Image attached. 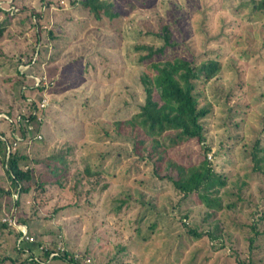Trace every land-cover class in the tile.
<instances>
[{
    "label": "rangeland",
    "instance_id": "rangeland-1",
    "mask_svg": "<svg viewBox=\"0 0 264 264\" xmlns=\"http://www.w3.org/2000/svg\"><path fill=\"white\" fill-rule=\"evenodd\" d=\"M15 1L20 6L39 4V0ZM55 1L57 4L51 3L49 13L52 26L48 25L44 29L52 27L56 38L42 46L40 56L43 61L54 60L42 66L45 72L42 81L48 90H45L40 106L63 112L66 118L70 117V125H76L75 120L84 117L79 106L87 101L85 107L92 117L82 119L87 130L78 140L80 150L76 154L73 149L67 153L70 144L56 142V136L51 143H44L48 145L46 149L49 154L53 148L56 153L67 155L69 169L75 164L73 159L78 160L77 166L85 157L91 163L98 162L99 157L94 153L103 154L100 162L103 163L102 168L110 172L112 185L86 202L81 197L79 204L74 203L76 199L70 198L66 189L53 184L41 193L35 187L24 193L21 198L24 213H35V220L44 233L43 240L51 243L49 238L56 235L59 248L67 249L68 253H77L79 257L82 255L85 257L84 264H243L248 259L254 264H264V235H259L255 241L261 246L250 251L248 225L252 217L249 218L244 212L253 213L255 210L258 217L264 211V174H251L244 189L246 200L237 203L236 209L216 212L224 227L221 240L190 234L188 227L212 229L213 224L209 225V221L205 220L206 209L192 201L186 203L169 182L152 177L151 162L134 154L128 140L118 138L115 141H101V127H109L114 117L125 115L123 106L130 104L135 108V103L141 100L138 80L144 66L131 62L128 64L125 56L124 46L128 43L131 47L137 40H133L136 34L131 29V23L128 25L121 20L123 34L111 29L108 31L105 26H99L92 20L77 23L85 18V13L76 6V0ZM114 1L116 9H120L124 17L131 18L140 28L153 29L163 9L171 1L178 0ZM186 1L187 9L174 15L172 26L188 30L192 25L190 37L176 48L167 50V54L190 57L191 54L204 55V51L208 50L219 55L221 69L205 86L204 101L212 106L210 112L201 119L205 144L208 146L206 159L217 170L227 174L236 170L248 171L249 157L243 145L249 147L257 138L264 145V12L253 10L251 17L256 20L251 21L247 17L251 10L245 4L246 0ZM3 2L9 4L10 0H0V6H3ZM235 7L242 11L232 14ZM5 10L10 12L16 8L10 6L5 7ZM183 12L185 17H182ZM69 13L75 15L73 20L77 22L69 19ZM188 13L191 15L190 23L187 21ZM24 15V11L18 12L13 21L20 20ZM5 17L7 15L0 10V22ZM9 30V27H4L0 36V48L3 51L0 55V77L14 72L15 57H12V53L18 54L20 51L15 49L28 48L27 42H32L31 27L22 34ZM76 34L78 42L74 39ZM78 43L79 49L72 50L71 47ZM98 52L101 54L98 55L107 58L102 68L97 66L100 58L94 55ZM89 56L96 67L85 74L81 65ZM17 67L22 71L27 65L17 63ZM40 80V76L35 77V84ZM62 80H66L65 84ZM26 100L30 101L31 97ZM46 113L40 119L45 121L48 129L55 131L60 125H65L64 122H54L56 116L53 110H46ZM40 135L39 132L33 137L41 143L45 140H40ZM46 149L44 153H47ZM197 151V146L192 142L176 148L177 155L190 154L192 161L198 155ZM70 176L71 171L68 173ZM122 195L127 197L128 202L122 204L119 212L106 214L108 207L113 206L112 196L118 198ZM0 202V223L6 225H0L1 256L5 251L7 253L6 248L4 250V238L13 237L8 229L15 233L17 230L3 221L7 215L4 214L8 212L1 197ZM184 214L187 216L183 217ZM16 218H20L19 213ZM148 223H151L150 227ZM51 230L54 231L53 235L49 234ZM28 233L31 235L33 232ZM21 248V259L31 254L26 244L23 243ZM46 264L71 263L55 257L48 259Z\"/></svg>",
    "mask_w": 264,
    "mask_h": 264
},
{
    "label": "trees",
    "instance_id": "trees-1",
    "mask_svg": "<svg viewBox=\"0 0 264 264\" xmlns=\"http://www.w3.org/2000/svg\"><path fill=\"white\" fill-rule=\"evenodd\" d=\"M51 3L57 4L55 0H39L38 6H20L15 0H10L9 4L3 2V6H0V10L7 15L0 22V36L4 27H9V31L14 30L19 34L27 33L30 27L32 29L30 30L32 42H27L28 48L17 47L15 50L20 49L18 54L12 53V57H15L14 72L0 77V197L8 212L4 215L16 217L19 213L20 218L17 221L26 225L28 232L34 233H30L33 237L32 241L21 242L22 247L24 243L31 251V254L21 259L20 254L23 249L20 244H17L19 232L17 230L15 233L8 229V233L12 232L13 237L12 239L4 238V250L6 248L7 253L5 251L0 256V264L5 262L46 264L48 259L55 257L71 264H79L78 261L84 264L85 257L82 255L79 257L77 253H68L67 249L59 248L57 245L59 240H56V235L54 237V231H49V234L53 235L49 238L51 243L43 240L44 233L40 231L41 227L35 220V213L26 215L24 213L22 195L33 187L41 193L47 189L48 185L53 184L60 189H66L65 192L70 198L76 199L74 203L79 204V201H82L79 200L81 197L86 202L112 185L109 178L110 172L105 171L102 168L103 163L100 162L103 154L94 153L96 157H99L98 162L91 163L89 158L85 157L77 166L75 164L78 160L73 159L75 164L69 169L65 153H56L53 148H51L52 153L47 152L48 145L44 142L51 143L56 138V142L63 141L70 144L66 149L67 153L73 149V153L76 154L80 150L78 140L86 134L87 130L83 120L92 117L88 113L89 109L85 107L87 101L79 106L84 117L80 119L78 117L75 120L76 125H70V117L66 118L63 112H56L53 107L40 106V100L45 90H48L42 81V75L45 73L42 66L54 60L51 58V60L43 61L40 58L42 46L56 38L52 27L44 29L48 25L52 26L49 15ZM74 3L85 13V18L77 22L73 20L75 15L69 13L68 17L72 22L92 20L99 26H105L108 31L111 29L120 34L124 33V29L121 30V20L123 19L128 25L131 23V29L136 34L133 40H137L131 47L128 43L127 47L124 46L125 56L128 64L131 62L144 66V71L140 72L138 80L141 100L135 103V108L130 104L123 106L125 115L114 117L109 127H101L103 131L101 141L105 139L115 141L118 138L128 140L132 144L134 154L151 162L152 177L169 182L173 190L185 199L186 203L192 201L206 209L205 220L209 221L207 224H213L212 229L197 230L188 227L189 233L194 237L206 235L213 237L214 240H221L224 227L216 212L234 210L237 208V203L246 200L244 189L248 185L251 174H264V145L259 138L255 139L249 147L243 145L249 157L248 171L236 170L232 174H227L217 170L206 159L205 152L208 146L205 144V132L201 119L210 112L212 106L204 101L205 86L219 73L221 62L219 55L208 50L204 51V55L191 54L190 57L167 54V50L176 48L190 37L192 25L188 30L172 26V21L175 20L174 15L187 9V1H171L168 7L163 9L161 18L153 29L140 28L131 18L124 17L121 10L116 9L114 0H76ZM245 4L251 10L247 15L251 21L256 20L251 17L253 10L264 12V0H246ZM10 6H14L16 10L6 11L5 7ZM20 11H24L25 15L14 22V15ZM241 11L239 7H235L232 14L236 15ZM182 15L185 17V12ZM186 16L190 23L191 15L188 13ZM77 34L74 35L76 42L79 40ZM79 46L78 43L71 48L79 49ZM118 47L121 50V46ZM187 49L190 48L187 46ZM2 53L0 48V55ZM95 54L98 56L96 58H100L97 66L102 68L107 58L100 56V52ZM17 63L22 66L27 65L26 69L19 70ZM82 65L81 68L85 74L89 70L94 71V66L96 67L90 56ZM36 67L37 70H35ZM38 76L41 80L35 84V77ZM65 82L66 80H62L63 84ZM27 97H31V100L27 101ZM49 109L50 112L53 110V115L56 116L54 122L65 123L57 127L55 131L48 129L45 121L40 119ZM39 132L40 140L42 138L45 140L41 143L35 141L38 139L33 137ZM190 142L196 145L198 150L194 161L190 154H176L177 147ZM45 149L47 153H44ZM69 171H71L70 177H68ZM14 193H17L16 197H13ZM127 200V197L123 195L118 198L112 196L113 206L108 207L106 214L119 212L122 204L128 202ZM240 207L239 210L242 209V206ZM244 212L249 218L252 217L248 225L251 234L248 237V247L252 251L261 246L255 241L259 235H264V227L261 228L262 224L264 225V211H261L258 217L255 215V210L253 213L252 211ZM186 216L187 214L183 215V217ZM0 225L6 226L4 223ZM147 225L150 227L151 223ZM53 251H57L58 254L50 256ZM243 264H254V261L248 259Z\"/></svg>",
    "mask_w": 264,
    "mask_h": 264
},
{
    "label": "built area",
    "instance_id": "built-area-1",
    "mask_svg": "<svg viewBox=\"0 0 264 264\" xmlns=\"http://www.w3.org/2000/svg\"><path fill=\"white\" fill-rule=\"evenodd\" d=\"M3 221L6 222L9 225H12L16 230H18L19 235H18V238H17V244H20V246H21V242L22 241L24 242L26 240H28V241H32L33 240V237L31 235H29V233H28V231L26 229L27 228L26 225H24V224L23 225H19L18 221H17V218L15 216H13V215L12 216H6V217H4ZM26 251H28V250H26ZM56 254H58V252L57 251H53V252L50 253V256L56 255Z\"/></svg>",
    "mask_w": 264,
    "mask_h": 264
}]
</instances>
